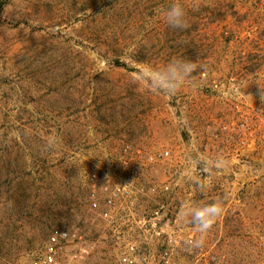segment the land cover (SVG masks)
I'll use <instances>...</instances> for the list:
<instances>
[{"label":"rangeland","instance_id":"374dc122","mask_svg":"<svg viewBox=\"0 0 264 264\" xmlns=\"http://www.w3.org/2000/svg\"><path fill=\"white\" fill-rule=\"evenodd\" d=\"M173 3L187 11L184 31L166 22ZM0 4V264H32L60 230L81 238L60 264H114L135 228L108 226L91 203L120 184L134 196L117 219L221 202L203 243L226 264H264V0ZM177 58L198 67L175 95L137 78ZM244 119L252 133L238 146L220 127ZM200 154L226 163L205 171Z\"/></svg>","mask_w":264,"mask_h":264},{"label":"built area","instance_id":"2783aa9c","mask_svg":"<svg viewBox=\"0 0 264 264\" xmlns=\"http://www.w3.org/2000/svg\"><path fill=\"white\" fill-rule=\"evenodd\" d=\"M212 87L217 89L216 82ZM247 122L248 119H244L238 124L222 125L220 131L227 134L232 140L235 138L236 145L244 146L246 135L252 133V127ZM167 158H169V152L164 151L146 156L145 161L148 164H154ZM123 164L129 166L127 160ZM104 192L107 194L103 199V205L100 206L98 202L93 201L91 208L98 212L99 217L112 228L119 224L135 228L132 231L135 235L129 237V240L121 238L126 245L120 251L114 264H154V262L156 264H182L180 259L183 253L192 256L191 264H226L223 257L214 251L212 246H207L204 243L199 247L191 245L190 241L201 239V235L193 225L182 218L180 209L177 207L162 204L144 215L138 216L136 211H130L117 219V212L133 201L134 191L129 185L120 184L110 190L104 189ZM135 192L140 196L144 194L142 189ZM161 193L167 197L170 196L171 191L168 187H164L161 189ZM117 239L119 240V237ZM80 240V237L70 234L66 230L56 231L48 238L44 255L32 264H60L58 260L68 245L73 242L79 243ZM150 244L161 245L158 257L142 247L143 245L147 247ZM80 252L83 255H88L85 250Z\"/></svg>","mask_w":264,"mask_h":264},{"label":"clouds","instance_id":"9594fccd","mask_svg":"<svg viewBox=\"0 0 264 264\" xmlns=\"http://www.w3.org/2000/svg\"><path fill=\"white\" fill-rule=\"evenodd\" d=\"M187 11L180 3L171 4L166 10V22L172 29L184 31L189 27ZM197 63L192 60L173 59L162 68L146 65L138 71L137 78L146 83L148 89L154 94L175 95L186 81L190 80L197 70ZM261 99L264 100V88H261ZM194 163L205 165V171L210 163L216 167L225 165L222 158L209 161L208 157L200 154ZM223 213L221 202L213 201L207 204L197 202L186 204L181 211L182 216L195 230L201 233V239L190 241L193 247L203 243V234H206L214 225L216 219Z\"/></svg>","mask_w":264,"mask_h":264},{"label":"trees","instance_id":"16d2710c","mask_svg":"<svg viewBox=\"0 0 264 264\" xmlns=\"http://www.w3.org/2000/svg\"><path fill=\"white\" fill-rule=\"evenodd\" d=\"M1 6H2V5L0 4V8H1Z\"/></svg>","mask_w":264,"mask_h":264}]
</instances>
